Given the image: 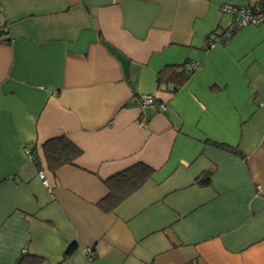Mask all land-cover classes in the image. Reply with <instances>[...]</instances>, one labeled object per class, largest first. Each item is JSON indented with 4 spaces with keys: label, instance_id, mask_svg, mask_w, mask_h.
Listing matches in <instances>:
<instances>
[{
    "label": "crops",
    "instance_id": "crops-1",
    "mask_svg": "<svg viewBox=\"0 0 264 264\" xmlns=\"http://www.w3.org/2000/svg\"><path fill=\"white\" fill-rule=\"evenodd\" d=\"M222 4L264 9L0 0V264H264V24L208 49ZM186 63L175 93L156 83ZM138 94L164 106L144 128ZM58 136L81 154L52 174L41 146ZM138 163L150 179L102 211L104 181Z\"/></svg>",
    "mask_w": 264,
    "mask_h": 264
},
{
    "label": "trees",
    "instance_id": "trees-1",
    "mask_svg": "<svg viewBox=\"0 0 264 264\" xmlns=\"http://www.w3.org/2000/svg\"><path fill=\"white\" fill-rule=\"evenodd\" d=\"M0 36H3L2 42H10L7 29L1 22ZM185 65L165 66L158 72L156 76V83L161 85L162 83L168 84L169 82H173L174 88L171 92L175 93L178 87L188 79L193 71V68H189L188 63ZM184 67L187 68L185 69ZM214 145L220 149L229 150L222 145ZM41 151L46 168L52 174L63 166H74L76 159L81 154V150L65 136H58L47 140L41 146ZM233 152L238 154L237 151ZM33 155L36 160L34 153ZM152 174L153 170L150 167L145 164L138 163L106 179L104 181V185L108 190V194L102 201L99 202V208L106 213L113 212L123 201L139 190L150 179ZM204 179V184L208 183L209 179ZM24 255H22L16 264L40 263L39 259Z\"/></svg>",
    "mask_w": 264,
    "mask_h": 264
},
{
    "label": "built area",
    "instance_id": "built-area-1",
    "mask_svg": "<svg viewBox=\"0 0 264 264\" xmlns=\"http://www.w3.org/2000/svg\"><path fill=\"white\" fill-rule=\"evenodd\" d=\"M220 13L230 14L232 19L227 25L226 29L220 34H211L208 36L207 48H213L216 45H221L230 40L236 32L244 26H259L264 24V9L253 6H238L232 4H222L220 6ZM189 68H194L193 64H188ZM134 99L137 102L138 109L142 112L143 116L138 122V127L144 128L148 122L149 115L145 110L150 109L153 113L161 112L164 106L158 104L153 95L138 94ZM31 160H34V155L31 150L26 149ZM40 179L44 180L43 174L40 173ZM45 183V180L43 181ZM25 253V251L23 252ZM86 258L88 261L92 260V252L90 249L85 250Z\"/></svg>",
    "mask_w": 264,
    "mask_h": 264
}]
</instances>
